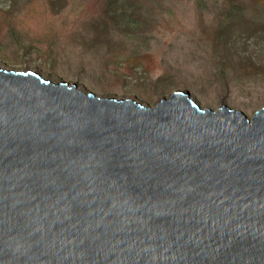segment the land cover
Returning a JSON list of instances; mask_svg holds the SVG:
<instances>
[{
  "label": "water",
  "instance_id": "water-1",
  "mask_svg": "<svg viewBox=\"0 0 264 264\" xmlns=\"http://www.w3.org/2000/svg\"><path fill=\"white\" fill-rule=\"evenodd\" d=\"M210 110L0 67V264H264V105Z\"/></svg>",
  "mask_w": 264,
  "mask_h": 264
},
{
  "label": "rangeland",
  "instance_id": "rangeland-1",
  "mask_svg": "<svg viewBox=\"0 0 264 264\" xmlns=\"http://www.w3.org/2000/svg\"><path fill=\"white\" fill-rule=\"evenodd\" d=\"M0 67L148 107L182 90L250 118L264 105V0H0Z\"/></svg>",
  "mask_w": 264,
  "mask_h": 264
},
{
  "label": "bare ground",
  "instance_id": "bare-ground-1",
  "mask_svg": "<svg viewBox=\"0 0 264 264\" xmlns=\"http://www.w3.org/2000/svg\"><path fill=\"white\" fill-rule=\"evenodd\" d=\"M178 83H179V86H181V87H185V83L183 82V81H181L180 79H178ZM177 86V85H176ZM185 90V89H184ZM182 91V90H181ZM104 96V95H103ZM106 96H108V95H106ZM168 99H169V97H168ZM154 107V106H153ZM200 108H202L201 106H200ZM209 108V107H208ZM229 108V107H228ZM211 108H209V110H210ZM231 109V108H230ZM210 111H214V110H210ZM215 112V111H214ZM241 112V111H240ZM254 113H255V111H254ZM253 113V114H254ZM253 116V115H252ZM246 117L249 119V121L247 122L248 124H249V122H251V118L252 117H248L247 115H246Z\"/></svg>",
  "mask_w": 264,
  "mask_h": 264
},
{
  "label": "clouds",
  "instance_id": "clouds-1",
  "mask_svg": "<svg viewBox=\"0 0 264 264\" xmlns=\"http://www.w3.org/2000/svg\"><path fill=\"white\" fill-rule=\"evenodd\" d=\"M183 92V91H182Z\"/></svg>",
  "mask_w": 264,
  "mask_h": 264
}]
</instances>
